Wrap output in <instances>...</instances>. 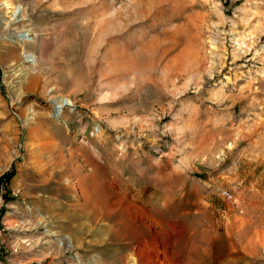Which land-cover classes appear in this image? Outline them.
<instances>
[{
	"label": "rangeland",
	"instance_id": "obj_1",
	"mask_svg": "<svg viewBox=\"0 0 264 264\" xmlns=\"http://www.w3.org/2000/svg\"><path fill=\"white\" fill-rule=\"evenodd\" d=\"M0 180V264H264V0H0Z\"/></svg>",
	"mask_w": 264,
	"mask_h": 264
},
{
	"label": "bare ground",
	"instance_id": "obj_2",
	"mask_svg": "<svg viewBox=\"0 0 264 264\" xmlns=\"http://www.w3.org/2000/svg\"><path fill=\"white\" fill-rule=\"evenodd\" d=\"M6 3H7V5H10L9 2H6ZM17 9L20 10V7L19 8L15 7L12 10L11 17H13V19H12L13 21H20L18 19V15H17V12H18ZM20 12H21V17L24 18V14L22 13L21 10H20ZM8 25L9 24L6 23V26H8ZM13 34L17 35L14 31H13ZM32 57H34V58H32ZM24 59L26 62H29L30 64H32V66L36 67L38 65V61L33 54L26 53L24 55ZM51 100L54 102L55 112L58 114H61L65 107L70 106L73 103V101L70 98L64 97V96H62V97L58 96L56 98L52 97ZM96 175H94L93 177L91 176V179L94 180L93 184L91 185L92 189L89 190L88 192H86V199H87L86 202L88 203V205L90 204V206L92 207L93 212H94V214L92 213L93 214L92 218L96 219L100 215H105L108 218H110L111 224L114 226L115 225L118 226L120 224H123V226L126 225L127 227L131 226L129 218L126 217L127 213L125 210H119V208L118 209L114 208L111 205V203L109 202L108 196L105 194L102 195V192L96 193L97 187H98V184H97L98 179H97ZM98 176H99V174H98ZM86 206H87V204H86ZM91 207H90V209H91ZM125 209L127 210L126 207H125ZM131 221H133V220H131ZM117 226H115V227H117ZM119 229H121V227Z\"/></svg>",
	"mask_w": 264,
	"mask_h": 264
},
{
	"label": "built area",
	"instance_id": "obj_3",
	"mask_svg": "<svg viewBox=\"0 0 264 264\" xmlns=\"http://www.w3.org/2000/svg\"><path fill=\"white\" fill-rule=\"evenodd\" d=\"M7 184L4 181L0 180V204L3 201V196L7 192ZM221 195L226 198L228 201L233 202L234 204H238V198L234 195L232 191L229 189H223L221 191Z\"/></svg>",
	"mask_w": 264,
	"mask_h": 264
},
{
	"label": "trees",
	"instance_id": "obj_4",
	"mask_svg": "<svg viewBox=\"0 0 264 264\" xmlns=\"http://www.w3.org/2000/svg\"><path fill=\"white\" fill-rule=\"evenodd\" d=\"M12 174L11 173H7L2 179L6 178V179H11L12 178Z\"/></svg>",
	"mask_w": 264,
	"mask_h": 264
},
{
	"label": "crops",
	"instance_id": "obj_5",
	"mask_svg": "<svg viewBox=\"0 0 264 264\" xmlns=\"http://www.w3.org/2000/svg\"><path fill=\"white\" fill-rule=\"evenodd\" d=\"M199 248L201 249V247H199ZM200 249H199V250H200ZM202 249H203V248H202ZM202 249L200 250V252H201L202 254H207V252H206V251L204 252ZM205 258H206V256H205ZM186 261H187V260H186ZM187 263H189V262H187ZM196 263H198V262H196Z\"/></svg>",
	"mask_w": 264,
	"mask_h": 264
}]
</instances>
